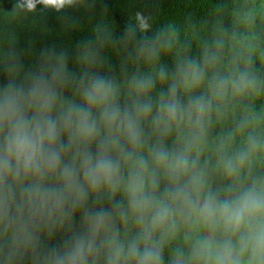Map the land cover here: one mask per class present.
I'll return each mask as SVG.
<instances>
[{
	"label": "trees",
	"instance_id": "trees-1",
	"mask_svg": "<svg viewBox=\"0 0 264 264\" xmlns=\"http://www.w3.org/2000/svg\"><path fill=\"white\" fill-rule=\"evenodd\" d=\"M61 59L53 115L60 103L83 106L93 79L113 84L121 115H137L138 106L151 110L138 118L140 143L121 134L111 153L120 165L115 191L86 189L81 204L67 201L59 212L31 219L25 205L22 221L11 224L0 214V264H52L76 241L91 238L97 219L105 225L88 264H108L111 236L126 242L141 232L127 190L133 172L143 177L151 202L145 220L160 207L170 210L169 221L153 232L162 264H216L225 246L236 253L232 260L249 264L251 251L241 256L240 249L257 221L233 231L202 210L210 198L222 204L253 186L264 188V0H72L59 9L43 0H0V90L27 87ZM193 67L200 77L195 85L188 83ZM143 82L147 90L139 87ZM168 103L177 105L174 118ZM106 132L102 126L101 141ZM87 148L95 155L98 143ZM137 160L145 162L143 170L133 168Z\"/></svg>",
	"mask_w": 264,
	"mask_h": 264
},
{
	"label": "clouds",
	"instance_id": "clouds-1",
	"mask_svg": "<svg viewBox=\"0 0 264 264\" xmlns=\"http://www.w3.org/2000/svg\"><path fill=\"white\" fill-rule=\"evenodd\" d=\"M46 5L57 9L72 0H43ZM29 3V8H34ZM141 30H146L147 21L137 14ZM63 60L41 75L32 78L27 87L10 84L0 90V214L10 224L20 222L25 205L29 218L43 215L45 211L59 212L67 201L81 204L87 196L86 189L98 191L108 186L111 191L119 187V161L111 155L120 143V135L136 146L140 143L138 118L150 112V106L137 107V115L125 112L114 103L115 90L111 82L93 79L84 88L83 106L74 103H60L59 115H53L58 107L57 82L62 78ZM50 72V78L48 73ZM189 84L199 83L200 77L195 67L191 70ZM147 90L149 84L139 85ZM203 111V105H200ZM93 109L100 112L94 117ZM166 111L171 117L177 113V105L168 103ZM102 126L107 129L101 141ZM113 129L116 130L113 134ZM67 137L66 141L64 137ZM93 141L98 149L93 155L87 148ZM74 150V151H73ZM122 159L127 157L121 153ZM163 160V156L159 158ZM241 163L244 157H241ZM133 168L143 170L145 162H133ZM233 169L230 167L229 171ZM81 177L82 184L81 186ZM54 178L56 185L46 186L44 181ZM60 191L56 192V187ZM144 179L139 172H133L127 184L131 193L130 207L139 216L142 224L140 234L132 240L119 242L113 235L107 242L108 264H162V245L153 239V232L162 228L170 217L167 207L158 208L150 222L145 214L150 208V200L145 196ZM19 196V206L16 205ZM14 211L13 217L9 212ZM202 215L206 218L219 216L228 229L239 230L257 221L246 243H242L240 255L251 251V261L260 260L264 264V188L253 186L235 201L222 204L211 198L205 204ZM105 221L97 219L90 225L91 238H82L65 250L63 257L53 258L52 264H88L96 252L95 235L104 227ZM22 231L25 232L26 230ZM233 249L225 246L218 252L216 264H242L241 259H230Z\"/></svg>",
	"mask_w": 264,
	"mask_h": 264
},
{
	"label": "rangeland",
	"instance_id": "rangeland-1",
	"mask_svg": "<svg viewBox=\"0 0 264 264\" xmlns=\"http://www.w3.org/2000/svg\"><path fill=\"white\" fill-rule=\"evenodd\" d=\"M236 257H237L236 253H233L232 256L230 257V259H233V258H236Z\"/></svg>",
	"mask_w": 264,
	"mask_h": 264
}]
</instances>
